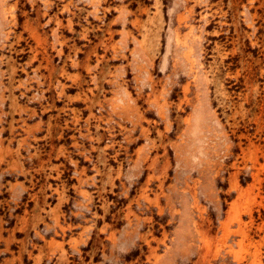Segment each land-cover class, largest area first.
Instances as JSON below:
<instances>
[{
    "label": "rangeland",
    "instance_id": "374dc122",
    "mask_svg": "<svg viewBox=\"0 0 264 264\" xmlns=\"http://www.w3.org/2000/svg\"><path fill=\"white\" fill-rule=\"evenodd\" d=\"M0 264H264V0H0Z\"/></svg>",
    "mask_w": 264,
    "mask_h": 264
}]
</instances>
